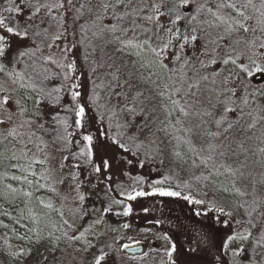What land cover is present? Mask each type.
Instances as JSON below:
<instances>
[{
	"label": "snow or ice",
	"instance_id": "obj_1",
	"mask_svg": "<svg viewBox=\"0 0 264 264\" xmlns=\"http://www.w3.org/2000/svg\"><path fill=\"white\" fill-rule=\"evenodd\" d=\"M0 264H264V0H0Z\"/></svg>",
	"mask_w": 264,
	"mask_h": 264
},
{
	"label": "rangeland",
	"instance_id": "obj_2",
	"mask_svg": "<svg viewBox=\"0 0 264 264\" xmlns=\"http://www.w3.org/2000/svg\"><path fill=\"white\" fill-rule=\"evenodd\" d=\"M148 206H150V205H148ZM137 210H138V209H137ZM176 211L179 212V208H178V207L176 208ZM133 220L136 221L137 218H136V217H133ZM139 223H140L141 225H144V224L146 223V221L144 220L143 216H141V217L139 218ZM130 235L136 236V233H135V232H132V233H130Z\"/></svg>",
	"mask_w": 264,
	"mask_h": 264
}]
</instances>
